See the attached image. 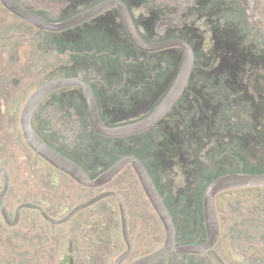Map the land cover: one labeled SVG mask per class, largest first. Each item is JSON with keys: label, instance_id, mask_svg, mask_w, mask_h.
<instances>
[{"label": "flooded vegetation", "instance_id": "flooded-vegetation-1", "mask_svg": "<svg viewBox=\"0 0 264 264\" xmlns=\"http://www.w3.org/2000/svg\"><path fill=\"white\" fill-rule=\"evenodd\" d=\"M185 70L183 89L150 127L95 131L85 87L100 123L119 128L152 115ZM58 81L31 112L35 137L91 181L122 159L139 162L171 217L175 247L206 244L212 182L264 173V0H0V264H115L127 247L121 223L103 216L120 214L116 199L71 212L107 192L126 217L132 205L154 212L130 165L89 187L27 145L25 107ZM124 175L134 178L131 206ZM213 202V246L151 264H264V187L222 191ZM127 235L119 264L165 239L128 221Z\"/></svg>", "mask_w": 264, "mask_h": 264}, {"label": "water", "instance_id": "water-1", "mask_svg": "<svg viewBox=\"0 0 264 264\" xmlns=\"http://www.w3.org/2000/svg\"><path fill=\"white\" fill-rule=\"evenodd\" d=\"M133 41L135 43H138L137 39L133 38ZM186 70H185V74L184 72H182V75L177 79V81L171 88L168 95L165 97V99L162 101V103L159 105V107L154 111L152 115H150L146 119L136 124L119 127V128H111V129L105 128L100 123L96 115L93 98L90 92L85 87L84 88L85 94L87 96V99L89 100L90 109H91V118L95 131L104 136L118 137V136L136 134L150 127L152 124L155 123L157 119H159V117H161L165 113V111L168 109V107L172 104L174 99L179 95L180 91L183 89L186 80L185 77L187 73ZM63 83H64L63 81H58L50 85H47L46 87L38 91L28 102L27 106L25 107L24 114L22 116L21 124H22L23 137L27 145L32 149V151L36 155L40 156L42 159L50 163L59 171H62L63 173L69 175L76 182L85 186H89V187L101 186L106 182H108L110 179H112L116 174H118L119 171H121V169L124 166L130 165L132 167L147 200L149 201L151 207L153 208L165 232V239L162 246L153 253L138 259L133 264H151L168 255L178 256L185 253H200L210 249L213 246V244L216 242L219 233L218 222H217V217L215 214L214 202H213V198L215 197V195L229 189L264 187V173L260 175H230L219 178L214 182H212L208 186L204 197V224L207 235L206 244L201 247H193V246L175 247L174 226L171 217L167 212L165 206L163 205L148 174L146 173L145 169L141 166L139 162L131 158L122 159L116 164H114L112 167H110L108 170H106L104 173H102L100 176H98L96 179L91 181L79 167H77L67 159L63 158L59 154L55 153L54 151L50 150L35 137L29 125V118L34 106L46 91L54 87H58ZM109 197L115 198L119 205L121 232H122L123 240L127 247L126 252L121 257H119L115 262V264H119L120 261L129 254L131 249V243L127 235V217L125 215V210L121 202V199L116 194L112 192L103 193L91 199L90 201L86 202L85 204L81 206H77L71 212L69 217L78 209L88 207L103 198H109Z\"/></svg>", "mask_w": 264, "mask_h": 264}, {"label": "rangeland", "instance_id": "rangeland-1", "mask_svg": "<svg viewBox=\"0 0 264 264\" xmlns=\"http://www.w3.org/2000/svg\"><path fill=\"white\" fill-rule=\"evenodd\" d=\"M123 179H124V186H123L121 192L122 193L127 192V197L125 196L127 198L126 201L128 202L127 205L131 206L130 205L131 202H129V201H131L129 199V197H130L129 192H132L135 190L133 188V185H131L134 178H132L130 175H124ZM116 190H117V188H116ZM125 195H126V193H125ZM137 198H140L138 196V194H136V199ZM137 202H139V200H137ZM128 211H129V213L127 215V221H128V223H130L134 227V232H135V229H139V231H144V233L151 231V232H153L155 237L159 236V235H161L162 238L164 237L163 228L160 224L158 217L156 216V214L154 212H152L150 210H148V211L141 210L136 205H132V207L129 208ZM103 217L105 218L104 221L106 223L117 222L118 225L120 223V218H119L117 211L115 213L105 211V214ZM135 224H139V227L136 228L134 226ZM156 246H158V245H156Z\"/></svg>", "mask_w": 264, "mask_h": 264}, {"label": "trees", "instance_id": "trees-1", "mask_svg": "<svg viewBox=\"0 0 264 264\" xmlns=\"http://www.w3.org/2000/svg\"><path fill=\"white\" fill-rule=\"evenodd\" d=\"M143 138L144 137H140V138H138V140H143ZM140 144H141V142H140ZM140 148H141V155H143L144 157L146 155V157H147V151H146L145 141L142 142V144L140 145ZM172 218H173V222H175L174 216Z\"/></svg>", "mask_w": 264, "mask_h": 264}]
</instances>
